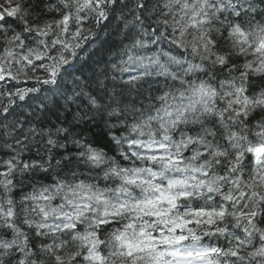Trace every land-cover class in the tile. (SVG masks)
I'll return each instance as SVG.
<instances>
[{"label":"snow or ice","instance_id":"6c2138e0","mask_svg":"<svg viewBox=\"0 0 264 264\" xmlns=\"http://www.w3.org/2000/svg\"><path fill=\"white\" fill-rule=\"evenodd\" d=\"M0 264H264V0H4Z\"/></svg>","mask_w":264,"mask_h":264},{"label":"trees","instance_id":"16d2710c","mask_svg":"<svg viewBox=\"0 0 264 264\" xmlns=\"http://www.w3.org/2000/svg\"><path fill=\"white\" fill-rule=\"evenodd\" d=\"M0 5H4V0H0ZM7 6V5H5Z\"/></svg>","mask_w":264,"mask_h":264}]
</instances>
